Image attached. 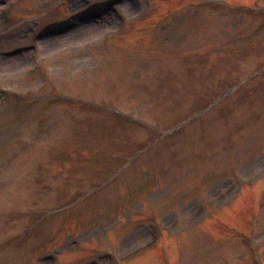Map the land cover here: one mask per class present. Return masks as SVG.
<instances>
[{
	"label": "rangeland",
	"instance_id": "rangeland-1",
	"mask_svg": "<svg viewBox=\"0 0 264 264\" xmlns=\"http://www.w3.org/2000/svg\"><path fill=\"white\" fill-rule=\"evenodd\" d=\"M0 264H264V0H0Z\"/></svg>",
	"mask_w": 264,
	"mask_h": 264
}]
</instances>
